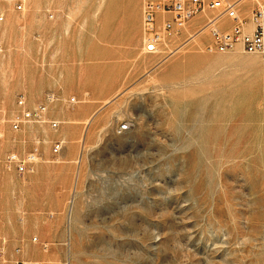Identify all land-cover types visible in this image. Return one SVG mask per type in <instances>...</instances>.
I'll return each mask as SVG.
<instances>
[{
  "label": "rangeland",
  "instance_id": "obj_1",
  "mask_svg": "<svg viewBox=\"0 0 264 264\" xmlns=\"http://www.w3.org/2000/svg\"><path fill=\"white\" fill-rule=\"evenodd\" d=\"M40 9L28 35L31 8L0 0V264H264V80L219 59L264 55L163 48L148 72L160 77L119 92L55 154L49 124L11 129L17 97L52 68L38 30L59 18ZM10 154L38 160L21 172Z\"/></svg>",
  "mask_w": 264,
  "mask_h": 264
},
{
  "label": "crops",
  "instance_id": "obj_2",
  "mask_svg": "<svg viewBox=\"0 0 264 264\" xmlns=\"http://www.w3.org/2000/svg\"><path fill=\"white\" fill-rule=\"evenodd\" d=\"M153 1L158 0L26 1L27 8H31L33 12L27 16L25 14L24 17L22 16L27 21L25 26L28 25L26 28L28 30L25 33L28 35L34 33L30 29L32 24V26L39 28L36 24H39V21L42 23V19L40 20L38 16H35L40 7L42 8L40 10H44V12H55L59 18L56 26L44 23L38 30L43 40L41 50H45L43 57L47 59V63L51 64L52 68L42 75L41 82H33L26 98L22 95L25 100L23 109H33L36 102L45 105L44 117L48 120L43 123H47L53 128H45L48 139L56 140L52 145V152L55 144L61 146L58 152L53 153H60L63 144L69 145L70 152H72L70 146L77 142L78 132L84 120L94 113L96 114L119 92L144 79L153 80L160 77L159 73L148 74L154 66L159 64L160 53H146L143 50V7L147 2ZM205 1L210 2L212 0ZM227 1L235 2L238 0ZM243 1L240 0L236 5L239 16H248L255 8L257 1L261 0H251V7L246 12L240 9V4ZM217 13L218 10L207 8L188 20L176 34L163 35V40L168 43V46L164 48L172 47L170 50H175L186 44L188 46L193 34H196ZM197 18L202 19L196 22ZM155 19L156 28L160 30L163 21L171 19V14L157 13ZM233 25L234 21L226 16H221L216 21V27L220 31H229ZM206 34L209 41L197 47L205 52H207L206 46L212 42L208 30ZM163 40L158 44V48L162 47ZM52 49L54 51H50ZM208 53L244 54L240 51L239 46L232 52L218 53L213 51ZM219 59L234 66H249L251 83L264 80V58L231 56ZM49 95L53 97L52 101L47 99ZM71 98L73 101H70ZM46 103H50V105ZM18 111L21 112L22 109L18 107ZM50 121H55L58 124L56 127H52ZM87 121L89 122V120ZM68 122H75L76 125L60 126ZM87 132L88 129L86 134ZM85 138L86 136H84ZM71 154L69 153V155Z\"/></svg>",
  "mask_w": 264,
  "mask_h": 264
},
{
  "label": "built area",
  "instance_id": "obj_3",
  "mask_svg": "<svg viewBox=\"0 0 264 264\" xmlns=\"http://www.w3.org/2000/svg\"><path fill=\"white\" fill-rule=\"evenodd\" d=\"M228 2L227 0H158L147 2L143 7L142 26L144 31V51L146 53H157L158 44L162 42L163 35L176 34L184 27L186 22L196 14L203 12L205 9H215L218 13L213 16L207 23L198 30L207 29L211 35L212 42L206 46L207 52L227 53L235 51L237 46L242 53L264 55V0L257 1L255 8L248 16H239L236 5L239 2ZM10 4L14 11L21 12L24 9L25 0H5ZM157 13L171 14V19L164 20L161 29L156 28ZM221 16H226L234 21V25L229 31H220L216 27V21ZM3 16L0 15V20ZM174 51V50H172ZM169 52V53H172ZM48 100H53L51 95ZM73 101V98L70 99ZM16 105L22 109L19 115L11 121V129L17 131L25 123L42 122L46 107L43 104L35 106L33 109H23L25 100L18 96ZM52 127L58 124L55 121L49 122ZM129 123H123L118 126V132L122 133L129 129ZM61 149L60 144L53 146V152ZM27 156L26 161H21L15 154H10L7 158L9 165H14L19 171L23 172L27 166L33 163V159ZM15 264H20L17 261ZM37 264V263H36Z\"/></svg>",
  "mask_w": 264,
  "mask_h": 264
},
{
  "label": "bare ground",
  "instance_id": "obj_4",
  "mask_svg": "<svg viewBox=\"0 0 264 264\" xmlns=\"http://www.w3.org/2000/svg\"><path fill=\"white\" fill-rule=\"evenodd\" d=\"M26 1L27 0H25V2H24V4H25V6H26ZM206 31H207V29L205 28V29H203V30H201V31H199V32H197L196 34H194L193 36H192V38L190 39L191 40V43H190V45L191 46H200V44H202V42L200 41V39H199V37H200V35H203V34H205L206 33ZM177 36V35H176ZM164 41V40H163ZM144 46V45H143ZM166 46H168V43L167 42H163V45H162V47L161 48H158L157 49V51L161 54L162 53V49L164 48V47H166ZM189 46V45H188ZM144 50V49H143ZM228 58V57H227ZM52 101V100H51ZM43 118H44V115H43ZM88 122V121H87ZM30 123H32V122H29L28 124H30ZM43 123V121L42 122H39L38 124H42ZM27 124V125H28ZM34 154V153H33ZM29 158H32L33 160L35 159V160H38V158H37V156L36 155H32V156H29Z\"/></svg>",
  "mask_w": 264,
  "mask_h": 264
}]
</instances>
